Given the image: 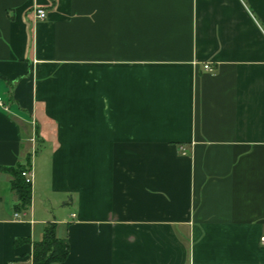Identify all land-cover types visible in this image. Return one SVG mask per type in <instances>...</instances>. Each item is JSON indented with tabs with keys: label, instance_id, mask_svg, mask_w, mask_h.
I'll return each mask as SVG.
<instances>
[{
	"label": "crops",
	"instance_id": "0c3cea01",
	"mask_svg": "<svg viewBox=\"0 0 264 264\" xmlns=\"http://www.w3.org/2000/svg\"><path fill=\"white\" fill-rule=\"evenodd\" d=\"M0 98V264H264V0H0Z\"/></svg>",
	"mask_w": 264,
	"mask_h": 264
},
{
	"label": "trees",
	"instance_id": "16d2710c",
	"mask_svg": "<svg viewBox=\"0 0 264 264\" xmlns=\"http://www.w3.org/2000/svg\"><path fill=\"white\" fill-rule=\"evenodd\" d=\"M11 175V187L16 196L14 211H26L32 204V185L22 175V171L28 169L27 163H18L12 167H6ZM30 239L18 238L15 244L29 242ZM32 264H52L63 262L69 255V242L58 235L57 223L47 221L43 227V235L40 240L32 242Z\"/></svg>",
	"mask_w": 264,
	"mask_h": 264
},
{
	"label": "built area",
	"instance_id": "2783aa9c",
	"mask_svg": "<svg viewBox=\"0 0 264 264\" xmlns=\"http://www.w3.org/2000/svg\"><path fill=\"white\" fill-rule=\"evenodd\" d=\"M35 13H36V16L40 19H44L46 18L47 16V13L46 11L43 9V8H36L35 10ZM204 67L208 70H212V66L209 62H206L204 64ZM0 105H2V101H1V98H0ZM22 175L25 177L26 181L31 183L33 182V173L30 169H26L24 171H22ZM15 217H19L20 213L19 212H16L15 214ZM261 241L262 243H264V236L261 237Z\"/></svg>",
	"mask_w": 264,
	"mask_h": 264
}]
</instances>
